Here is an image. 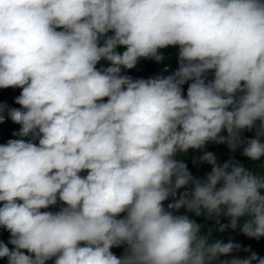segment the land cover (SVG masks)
Returning <instances> with one entry per match:
<instances>
[{
	"label": "clouds",
	"instance_id": "1",
	"mask_svg": "<svg viewBox=\"0 0 264 264\" xmlns=\"http://www.w3.org/2000/svg\"><path fill=\"white\" fill-rule=\"evenodd\" d=\"M177 46L165 78L121 73ZM7 88L20 108L0 104V123L7 111L31 137L0 144L8 264H213L240 250L192 216L264 237V174L209 151L199 179L176 158L217 143L264 161V0H0Z\"/></svg>",
	"mask_w": 264,
	"mask_h": 264
},
{
	"label": "trees",
	"instance_id": "2",
	"mask_svg": "<svg viewBox=\"0 0 264 264\" xmlns=\"http://www.w3.org/2000/svg\"><path fill=\"white\" fill-rule=\"evenodd\" d=\"M179 47L177 46L173 61H172V66L169 67L168 69L162 70L159 73H156L155 67L152 64V62L148 63V72L149 75H146L141 72L135 71L133 68L132 69H126L122 68L121 73L123 75L130 76L134 80L138 79H153V78H165L172 73H174L178 67H179ZM110 66V62L102 60L97 67H108ZM212 77L209 75L208 79L210 80ZM190 83V82H188ZM188 83L183 85V90L184 94L186 95L187 93V88H188ZM21 92V89H17L16 91H11L10 89H0V104H5L8 106L9 109L11 108H20V105L15 103V98L19 96ZM241 94H237V99H239V96ZM22 110V109H21ZM231 110V107H230ZM5 119L3 123H0V144H6L10 139H31V137H22L20 135V128L21 125L13 123L11 120L10 116L8 115V112L5 111L4 113ZM226 134V133H225ZM254 136V132L250 131H244L242 133V137L247 139V138H252ZM35 143H38V139L34 141ZM210 152L214 153L217 159L223 160V161H228L229 159H245L247 157L243 156L240 154L239 151L232 153L229 151L227 145L225 144H217V143H208L206 147ZM177 158V157H176ZM178 159V158H177ZM180 160V159H178ZM185 163V162H184ZM188 167V169L193 172H203L206 169V166L202 163H194V164H189L185 163ZM81 175H86V172L81 173ZM183 191V189L181 190ZM64 207V205L60 202H58L54 206H50L48 209H43L42 211H51V212H58L61 210V208ZM123 215V214H122ZM228 223L227 219H224L221 224L214 225L211 223H206L203 228L202 234H208L210 233V238L213 236L218 235L216 237L217 239L223 241L224 243H228L229 241L227 240V234L228 231L221 232L220 231V225ZM237 233V238H234L231 240V242L238 243L241 245V248L239 251H236L232 253L230 256H221L219 257L218 260L213 261V264H220V261L222 260H230L232 259L233 256L238 257L240 259L248 258L251 256V254L254 252L256 253L259 257H264V237H261L259 239L256 238H249L248 236L244 235L242 232H240L239 228L236 230H233ZM10 239V233L3 229L0 228V241H3L5 244H8V241ZM9 248H12L13 246L11 244H8ZM245 249H248L247 251ZM112 251L117 255L120 256L124 248L119 247V248H113ZM0 264H8V261L6 258H0ZM47 264H52L51 261L47 262ZM253 264H256L255 261H253Z\"/></svg>",
	"mask_w": 264,
	"mask_h": 264
},
{
	"label": "built area",
	"instance_id": "3",
	"mask_svg": "<svg viewBox=\"0 0 264 264\" xmlns=\"http://www.w3.org/2000/svg\"><path fill=\"white\" fill-rule=\"evenodd\" d=\"M145 61H151V59H148V60L141 59L138 61L136 66L138 67V66L143 65L145 63ZM169 67L170 66H166L163 70L168 69ZM204 152H209V150L207 148H204L202 150H189L187 153L179 154L177 156V158L182 160L183 162L189 163V164H194V163L204 164L206 166V169L203 172L193 173L189 170L194 177L199 178V179H203L207 175V173H209L211 171V165H209L206 162L200 161V157L204 154ZM224 162L225 161H223V160L217 159L218 164H223ZM171 202H172L171 198L168 201H165L164 202L165 207H167V204L171 203ZM192 218L195 219L197 221V223H199L202 226V232H203L204 225L206 223L218 225V224H221L223 222V220L225 219V218L221 217V218H219V222H217L216 219H205L203 216H201V217L192 216Z\"/></svg>",
	"mask_w": 264,
	"mask_h": 264
},
{
	"label": "rangeland",
	"instance_id": "4",
	"mask_svg": "<svg viewBox=\"0 0 264 264\" xmlns=\"http://www.w3.org/2000/svg\"><path fill=\"white\" fill-rule=\"evenodd\" d=\"M177 47H168L164 50H162V53H163V56H164V59L163 61L161 62H156L154 60H151V61H145V63L141 66H135L133 69L137 72H141V73H144L146 75H149V72H148V63L149 62H152V64L154 65L155 67V71L156 73H159L161 72L166 66H172V61H173V57H174V53H175V50H176ZM10 89L11 91H16L17 89L19 88H8ZM245 219H247L246 217L245 218H242L240 220V224L242 225L245 221ZM228 231V234H227V240L228 241H231L232 239L234 238H237V233L231 229H228L226 230ZM220 234V232L218 233V235ZM213 236L212 238H210V241H215L217 240V236ZM52 262V261H51Z\"/></svg>",
	"mask_w": 264,
	"mask_h": 264
},
{
	"label": "crops",
	"instance_id": "5",
	"mask_svg": "<svg viewBox=\"0 0 264 264\" xmlns=\"http://www.w3.org/2000/svg\"><path fill=\"white\" fill-rule=\"evenodd\" d=\"M235 161H238L240 165L253 172L254 174H264V166H262L264 165V161H253L249 158L236 159Z\"/></svg>",
	"mask_w": 264,
	"mask_h": 264
}]
</instances>
